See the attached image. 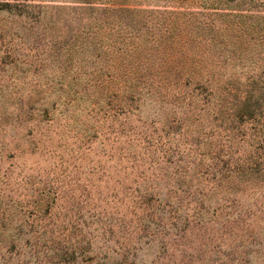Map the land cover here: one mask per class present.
Listing matches in <instances>:
<instances>
[{"label": "rangeland", "instance_id": "374dc122", "mask_svg": "<svg viewBox=\"0 0 264 264\" xmlns=\"http://www.w3.org/2000/svg\"><path fill=\"white\" fill-rule=\"evenodd\" d=\"M211 1L0 0V264H264V41Z\"/></svg>", "mask_w": 264, "mask_h": 264}, {"label": "trees", "instance_id": "16d2710c", "mask_svg": "<svg viewBox=\"0 0 264 264\" xmlns=\"http://www.w3.org/2000/svg\"><path fill=\"white\" fill-rule=\"evenodd\" d=\"M206 5V4H205ZM206 6L215 7L221 12H217L216 18L223 17L225 24L221 26L215 19L209 22L203 20L199 27L206 35H210L214 50L219 51L225 62L233 57H228L230 52L234 55L243 54L245 50L252 51L255 41H264V0H212ZM246 8L247 12L232 13L222 11L224 8ZM180 14V13H179ZM187 22H193L194 14H183ZM233 35L237 40L233 39ZM248 39V40H245ZM247 43L244 47L242 44ZM252 42V43H251ZM219 43H221L219 45ZM218 44V45H217ZM253 44V46H251ZM244 50V51H243Z\"/></svg>", "mask_w": 264, "mask_h": 264}]
</instances>
